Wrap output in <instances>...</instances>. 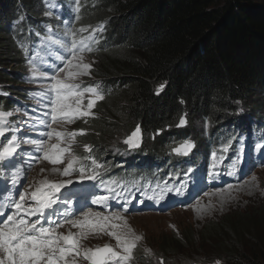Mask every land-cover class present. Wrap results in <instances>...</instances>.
<instances>
[{
	"label": "trees",
	"instance_id": "16d2710c",
	"mask_svg": "<svg viewBox=\"0 0 264 264\" xmlns=\"http://www.w3.org/2000/svg\"><path fill=\"white\" fill-rule=\"evenodd\" d=\"M45 1L50 2L55 15L68 18L74 14L67 13V0H0V85L6 92L0 95V105L19 107L20 116L30 99L18 90L24 82L22 68L9 72L2 69L21 64L46 32L47 22L35 11V2L44 8ZM96 3L101 14L93 18L94 23L102 20L107 32V44L96 48L103 52L96 73L104 99L95 107L94 115L77 121L85 132L81 138L92 145L93 155L105 156L110 151L109 142L116 144L137 126L153 137L146 146L149 150L142 147L133 151L124 157V164L116 165L114 159L108 164L102 156L104 164L114 163L124 176H130L140 170L130 167L136 158L143 157L146 162H150L148 158H163L141 173L148 176L154 170L151 177L163 180L178 170L185 172L182 167L192 154L174 155L169 145L184 140L196 118L210 121L212 128L204 140L211 147L228 137L236 143L243 122L256 128L254 138L264 137L259 129L264 124L262 114L259 120L239 121L235 114L237 103H247L258 111L262 104L264 0ZM160 85L164 87L157 94ZM182 117L187 126L180 125ZM224 134L227 136L221 137ZM258 231H264V206L254 212L232 211L216 221H206L195 235L191 227L184 228L161 242L160 251L176 256L194 239L216 243L219 253H224L216 257L220 264H264V245L260 248L253 243ZM242 243L245 252L240 249Z\"/></svg>",
	"mask_w": 264,
	"mask_h": 264
},
{
	"label": "rangeland",
	"instance_id": "374dc122",
	"mask_svg": "<svg viewBox=\"0 0 264 264\" xmlns=\"http://www.w3.org/2000/svg\"><path fill=\"white\" fill-rule=\"evenodd\" d=\"M67 1L70 3L67 13L69 15L74 13L68 18L64 15H55V11L52 10L49 1H45L44 8H42L39 2H35V11L40 13L41 17L44 18L43 20L45 23L47 22L46 32L43 33V35H40V39L37 43L40 49L46 54L39 49L38 51L41 53L40 58H29V55H27L22 58L23 62L19 64L20 66L8 65L5 66L6 68L2 69L3 72H9L10 70L17 71V69L22 68V79L24 82L22 88L18 90L20 92L24 91L27 98H30L27 105L28 111L24 113L26 117L23 116V112L22 116H20L21 114L17 112L20 108L17 106L6 108L5 106L0 105V112L10 113V115L4 117L2 126L5 129V135L0 137V147L5 146L8 140L13 139V137L16 138L17 144L14 156L7 158L2 164H0V167H3L6 162H9V166L3 167L5 172L4 177L8 183L13 181L14 176L18 177L22 170L25 171V175L23 174L24 181L21 189L23 192L28 193L26 196V205L35 204L34 201L30 199V194L35 191L36 188L41 187L42 182L45 180L61 182L71 179L72 183L68 185H73L81 180L78 171H74L71 177L62 174L63 169L72 158L70 153H65L63 163L54 165L43 159L42 153L37 151V146L30 143V141H44V150L46 151L50 150L52 144L57 143H60L62 147H69L70 152L78 157H90L87 160H81L82 164L89 168L91 167V158H94L101 165L104 164L101 161L103 154H98L96 156L95 154L93 155L91 151L90 153H86L85 145L90 146L91 149L93 147L83 141L81 134L76 135L74 142L70 141L68 137H65L64 140L61 141L57 140L55 136L49 139L46 135L53 129L63 133H71L80 130L82 128L81 126H77V121H80L81 119L82 121L86 120L91 116H74L72 122H68V120L63 117L59 118V122L54 123L51 121V117L48 113L51 111L50 104L51 101L55 99V93L50 91L51 82L47 77L52 75L54 69L64 66L58 57H67L69 55L67 50L61 47L60 44L55 43V41L70 45L73 39L70 35L72 32L76 33L75 38L77 40L90 35L94 37L95 42H88L93 50L91 52L85 51L83 53L82 61L83 63H89L92 65L91 74L81 76L73 82L81 84V87L98 86L101 91L99 82L100 76L97 75L96 69L99 65V56L103 52L96 48H100L107 44V32L104 29L102 20L96 23H94L96 19L93 20V18H97V16L101 14V10L97 8L96 0ZM82 7H84V11L82 10ZM81 29H84V31H80ZM50 50L51 54L49 53ZM51 57L56 60L55 63L52 62L50 64V62H48ZM78 62L80 61L74 63ZM33 69L36 70L35 76L33 75ZM67 71L68 69L63 73H59V78H65ZM40 73H45L46 75L42 76ZM4 94H6V92L0 85V95ZM10 95L12 99L15 98L14 94ZM89 98H91L89 94H86L85 97L82 98V111L86 110ZM253 99L255 100H252V103L256 101V97ZM39 100L42 102L40 103ZM101 101L102 100L97 101L95 106L88 111L93 114L95 107ZM259 102L262 103L260 111L257 109H250V105L247 103H237V111L235 114L238 121L242 119L254 120L259 117L260 114L264 116V96ZM182 126H187V122ZM261 127H264V124H262ZM211 128L212 125L209 120L196 118L193 120L190 134L187 135L184 140L179 139L169 145V152L174 155H176V153L173 152V149L181 146L186 141L191 142L194 147L188 153V155H192L188 156L184 162V165L188 166L189 169L186 168L187 175L185 178L187 179L185 180V183L180 186L184 189H182V194H176L179 197L173 199L175 190L166 193L163 201L155 203L158 204V209H143L141 207L142 204L139 201L141 199L145 202L151 201H147L146 198L144 199L143 193L140 192L135 194L137 199L132 200L130 204H126L125 200L129 197L127 196V192L133 187V185L120 183L124 186L123 191H119L121 196L108 192L105 187H103V190L107 193V196L111 197V200L116 201L120 206L123 205L124 207H127V212L123 210V207H113L108 211H105L102 209V205H98L93 209H85L84 211L77 213L72 210L74 208L68 207L64 209H56L55 213H53L52 210H48L49 219L55 220L57 213H62L60 215V217H62V222L65 217H68L73 221H83L84 213L86 212H99L104 216L119 214L126 219L128 225L134 230L135 234L143 237L142 240L137 242V247L133 251V258L128 264H160L161 261H163V264H211L213 262L216 264L219 260L216 257L221 258L224 256V253H219L217 250L219 246L214 242L205 244L203 242L198 243L197 240L193 239V244H189L187 248L183 249L182 252L176 256L170 255L169 253L171 252L166 253L160 251L161 242L163 243L167 241L169 235L179 234L184 228L191 227L194 230L195 235L200 226L206 221H216L224 214L232 211L254 212L264 206V163H262L264 162V153L258 154L259 159L254 155L255 150H258L255 147V145L258 144L257 141H255V144L253 142L251 150L247 151V137L245 135L247 125L240 128L241 131L239 132L236 143L234 142L233 137H228L223 138L222 141L218 140L214 146L209 147V141H205L204 139L207 138ZM134 130L127 135L121 136L115 141L116 144L113 141L109 142L110 144H108V146L110 147V151L103 156V158L105 157V162L114 159L118 162L116 165L123 164L122 161H124V157L133 153L134 150H139L142 147H144L145 150H149L146 146L152 142L153 137L147 136L142 131L139 147L131 149L128 145L123 143V141ZM226 136L227 135L224 134L221 137ZM148 140L151 141L149 142ZM229 141H231L230 145ZM233 142L235 146L232 145ZM225 145H229L228 151L226 152L223 151ZM258 152L261 151L258 150L257 153ZM213 154H215L216 157L215 161L213 159ZM38 156L40 157L39 160L36 159ZM237 156L240 157L239 171L233 175H229L228 173L232 171L231 164L237 159ZM254 159L257 160V163L252 167ZM193 162L195 163L193 164ZM214 163L216 166L213 169L212 165ZM77 167H79V165H77ZM103 167L97 169L99 174L105 171ZM54 169H59L60 171H54ZM190 171H192L193 174ZM212 172L216 173V178L211 179ZM253 176L256 177V180H252ZM85 177L88 179L87 176ZM196 178L203 181L200 188H198L200 182H198ZM117 180L118 179L116 178H111L109 179V182L111 183ZM134 182H139V179ZM166 183L165 179L159 188H157V186L150 188L149 194H151L153 190L159 192L161 188H164ZM154 184L156 183H153V185ZM229 185H232L233 187L229 188ZM168 188L170 187L168 186ZM3 189H5V187ZM114 190L117 191L116 188H114ZM3 199H6V196H3ZM173 200H178L179 202ZM12 202V200L2 201L0 199V206L4 213V215H0V217L4 216L6 219L7 215H11L16 211L11 207H5ZM61 204L62 202L58 201L56 205L59 206ZM19 216H24V214L19 213L18 218ZM24 218L29 219L30 221L36 219V217L28 216H24ZM89 219L93 224L97 222L95 217H90ZM41 222L44 223L43 219ZM123 222V220L111 219L107 222L109 227L104 229L91 226L79 228L73 227L72 224L63 223L62 227L57 228V232L65 235L72 233L79 241L81 252L85 249L90 248L95 250L107 245L111 246L114 250L121 252L123 255L122 249L117 247V241L115 238L108 234L113 230L118 232L124 230L122 227L118 229H112L110 227L113 223L122 226ZM45 226L48 225L45 224ZM257 234L258 239H253V243H255V246L261 248L262 245H264V231H258ZM241 246L240 249L245 252L247 249L246 245L242 243ZM249 246L252 245L249 244ZM0 255V258H3V254L0 253ZM69 259H72V257H69ZM76 261L77 264H91L90 261L85 260L82 256L76 257ZM109 264H115V261L109 260Z\"/></svg>",
	"mask_w": 264,
	"mask_h": 264
},
{
	"label": "snow or ice",
	"instance_id": "6c2138e0",
	"mask_svg": "<svg viewBox=\"0 0 264 264\" xmlns=\"http://www.w3.org/2000/svg\"><path fill=\"white\" fill-rule=\"evenodd\" d=\"M102 30V29H101ZM80 31H84L81 29ZM72 36V43L70 45L62 44L60 41H55V43L60 44L61 47L65 48L69 55L59 56L58 59L61 60L63 67H58L53 70L52 75L47 77L50 80L51 86L50 91L55 93V99L51 101L50 108L51 111L48 113L51 117V121L56 123L59 122V118L63 117L72 122L74 116H89L94 115L90 113L97 101L103 100L104 96L99 90L98 86H84L75 83L79 77L84 75H90L92 65L89 63H83V53L85 51L91 52L93 49L88 43L89 41H94L93 36H88L83 39L77 40L76 33H70ZM95 42V41H94ZM80 61L78 63H74ZM66 72L65 78H59V73ZM33 75H36V70L33 69ZM44 76L45 73H40ZM164 85H160L157 90V94ZM86 94H89L91 98L88 99L86 110L82 109V98ZM10 115V113L0 112V137L5 135V129L2 126L4 117ZM186 124V120L182 117L180 120V125ZM77 134H85L83 129L77 130L71 133H63L53 129L46 135L49 139L53 136L57 140L63 141L65 137H68L70 141L74 142V138ZM67 142V141H66ZM141 142V130L139 126L123 141L124 144L128 145L129 148L135 149L139 147ZM30 143L37 146V151L42 153V158L49 161L52 164L63 163V157L65 153L71 154V159L68 161L67 166L63 169V175L71 177L74 171H78L79 177L82 180L87 176L88 179H96L99 173L97 169L103 167L94 158H91V167L80 163V161L87 160L90 157H78L74 153L70 152L69 147H62L60 143L52 144L50 150H44V141L32 140ZM231 141H229V145ZM229 145H225L223 151H228ZM85 151H91L90 146L85 145ZM194 145L191 142H185L181 146L174 148L173 152L177 155L187 156L188 153ZM256 149L264 153V144H256ZM17 144L16 138L8 140L7 144L0 147V164H2L7 158L13 157L16 152ZM37 160L40 159L38 156ZM213 159L215 161L216 157L213 154ZM264 163V162H262ZM79 165V167H77ZM240 157L232 162L231 169L228 174L233 175L239 171ZM14 166V165H13ZM215 163L212 168H215ZM43 171V170H42ZM54 171H60L59 169H54ZM213 178H216V173H211ZM252 180H256L253 176ZM13 184L18 182L17 176L13 177ZM72 180H64L61 182H51L43 181L42 186L36 188L35 191L31 192V200L35 202L34 205H26L27 192L19 193V199L14 200L10 205L5 207H11L16 211L7 215L6 219L0 221V253L3 254V258H0V264H77L76 257L82 256L85 260L91 262V264H109V260H114L115 264H128V262L133 258V251L137 247V242L142 240L143 237L135 234L134 230L128 225L126 219L119 214H112L109 216H104L99 212H86L84 213L83 221H73L68 217H65L63 222H57L55 220L49 219L48 210H53V206L58 203L57 194L61 189L65 188L68 184H71ZM112 183H115L114 181ZM124 187V186H122ZM160 185H157L159 188ZM229 185V188H232ZM105 188L108 192L114 193L115 195H120L115 193V190L110 188L106 183ZM172 188H168L165 184L164 188H161L159 192L155 190L151 194L144 193L147 201L153 203H160L165 199V194L172 192ZM177 195L182 194L180 188L175 189ZM110 196L100 195L94 197L92 200L93 204L97 205H107V201ZM137 199L135 194L129 193V197L125 200L126 204H130L132 200ZM143 204L145 201L141 199L139 201ZM123 207L125 212L128 211L127 207ZM23 213L24 216L36 217L35 220L25 219L24 216H19L18 214ZM4 215V213H0ZM90 217L96 218V223L93 224L89 219ZM44 221L42 223L41 221ZM111 219L123 220V225L111 224L112 229L123 228L122 231H110L108 234L115 238L117 241V247L122 249L121 252L114 250L111 246H104L103 248L85 249L83 252L80 251L79 241L74 237L72 233L67 235L57 232V228L62 227L63 223L72 224L73 227L84 228L85 226L99 227L104 229L109 227L108 221ZM47 224L48 226H45ZM148 251V250H146ZM72 257V259H69ZM163 264V261L160 262ZM216 264H220L219 261Z\"/></svg>",
	"mask_w": 264,
	"mask_h": 264
},
{
	"label": "clouds",
	"instance_id": "9594fccd",
	"mask_svg": "<svg viewBox=\"0 0 264 264\" xmlns=\"http://www.w3.org/2000/svg\"><path fill=\"white\" fill-rule=\"evenodd\" d=\"M55 14V13H54ZM33 46V45H32ZM34 49V48H33ZM42 51V50H41ZM51 51V50H50ZM54 51V50H53ZM43 52V51H42ZM43 53H45V52H43ZM46 54V53H45ZM29 55V58H30V54H28ZM26 57V56H25ZM28 58V57H27ZM25 60H26V58H25ZM24 116V115H23ZM260 118H258V119H256V120H259ZM245 125H247V124H243V126L242 127H244ZM241 127V128H242ZM259 129L260 130H263V132H264V127H260L259 126ZM255 132H256V128H253L252 126H249V125H247V130H246V133H245V135H246V137H247V144H246V147H247V151H249V150H251V145L253 144V142L257 139V138H254V134H255ZM248 136H249V140H248ZM264 138V137H263ZM222 141V140H221ZM232 145L233 146H235V144H234V142L232 143ZM209 147H210V145H209ZM134 151H136V150H134ZM257 151L255 150V153H256ZM255 153H254V155H255ZM257 154V153H256ZM255 158V157H254ZM150 159V161H161L163 158H158V159H155V158H148V160ZM259 159V158H258ZM136 160L137 161H140V164H141V166L140 167H134V169L135 168H139L140 170H134V171H137V172H139V171H144L143 170V168H148V167H146L145 166V164H147V160L146 159H144L143 157H141L140 159H138V158H136ZM255 163H257V160L256 159H254L253 160V165H252V167L254 166V164ZM152 165V164H151ZM150 165V166H151ZM256 166V165H255ZM189 168V167H188ZM191 175V174H190ZM196 175V174H195ZM143 183V185H146L147 184V182H142ZM24 193V192H23ZM17 197H18V199H19V193H18V195H17ZM31 199V198H30ZM11 200V199H10ZM86 209H93V208H86ZM1 211H2V208H1ZM3 212V211H2Z\"/></svg>",
	"mask_w": 264,
	"mask_h": 264
},
{
	"label": "bare ground",
	"instance_id": "6f19581e",
	"mask_svg": "<svg viewBox=\"0 0 264 264\" xmlns=\"http://www.w3.org/2000/svg\"><path fill=\"white\" fill-rule=\"evenodd\" d=\"M1 256V255H0Z\"/></svg>",
	"mask_w": 264,
	"mask_h": 264
}]
</instances>
